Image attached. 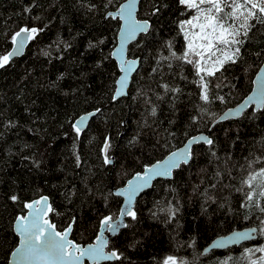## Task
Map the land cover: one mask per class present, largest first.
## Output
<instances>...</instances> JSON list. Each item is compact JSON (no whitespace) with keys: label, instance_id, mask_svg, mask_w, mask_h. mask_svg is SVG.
I'll return each instance as SVG.
<instances>
[{"label":"trees","instance_id":"trees-1","mask_svg":"<svg viewBox=\"0 0 264 264\" xmlns=\"http://www.w3.org/2000/svg\"><path fill=\"white\" fill-rule=\"evenodd\" d=\"M124 1L0 0V55L21 27L43 29L0 68V264L17 244L12 224L26 202L46 195L56 229L74 221L71 239L90 243L103 217H117L121 199L113 189L201 132L212 144L194 146L171 180H156L139 196L136 219L127 218L129 226L108 242L120 259L102 264H164L168 257L177 264H249L246 251L264 246V213L242 207L249 191L242 181L264 167V108L211 125L250 92L264 62V25L249 32L235 65L206 77L205 103L194 66L171 58L186 50L180 25L194 12L179 0H140L137 17L150 29L127 51L139 58V70L128 96L113 100L119 72L110 53L119 22L107 14ZM90 112L77 134L74 120ZM106 141L113 165L104 162ZM252 226L254 241L203 254L214 238ZM262 255L253 251L251 259Z\"/></svg>","mask_w":264,"mask_h":264},{"label":"snow or ice","instance_id":"snow-or-ice-1","mask_svg":"<svg viewBox=\"0 0 264 264\" xmlns=\"http://www.w3.org/2000/svg\"><path fill=\"white\" fill-rule=\"evenodd\" d=\"M179 3L187 9L195 10L196 14L180 25L186 41V50L178 57L172 53L171 58L183 60L194 66L196 74L200 78V99L209 103L206 77H213L217 72L223 70L226 64L235 65L240 60L241 48L248 38L249 32L256 24L264 25V0H179ZM133 7L134 4L130 3L121 12V18L125 20L123 42L132 39L138 32H147L149 28L147 21L139 22L133 18ZM41 31L43 29L36 27H21L16 31L11 37L15 51L0 55V68L5 67L13 55L22 52L25 44L34 40ZM123 42L120 53L123 52ZM164 59H169V57H164ZM134 63V61H122L121 70L125 75L119 81L121 87L117 90L118 94H123L127 74L132 71ZM162 87L165 91H174L169 89L166 84ZM254 91L256 94L249 97V100L256 103L257 108H264V77L260 78ZM218 99L223 101V97H218ZM152 114L155 115V109L152 110ZM84 120L85 118L81 117L78 123L73 125L77 134L80 133L79 125H82ZM201 139L204 143L212 144L210 139ZM199 142L196 138H192L183 149L173 152L171 158L153 164L143 173H136L133 180L128 181L127 189L118 193V195L126 196L128 204V207L121 210V215L135 220L136 213L131 209L133 198L143 189L150 187L152 179L156 177L171 178L173 169L180 167L181 164H188L192 159V144ZM107 147L106 141L105 149ZM261 159L257 158L256 161L249 162L248 167L251 168L252 163H259ZM104 162L105 164L111 163L107 156ZM242 185L249 189L245 194L246 199L242 207L254 206L264 213V206H262V201H264V167L249 171L242 181ZM11 199L15 201L17 197L12 196ZM25 207L31 210L29 215L17 217L15 225V230L21 238L20 247L14 253L17 257V264H82L85 257L93 261L94 264H98L101 260L120 259V255L116 251L107 253L104 251L108 243L104 233L115 235L120 228H127L129 225L122 220L114 221L112 216L103 217L99 222L103 231L96 237L97 243L81 247L68 238L72 230L71 225L61 232L56 231V226L49 222L47 216L53 209L47 204V197L27 203ZM261 223L264 224V220ZM255 232L256 229L237 233L232 238V242L252 239ZM260 232L264 234V227L260 228ZM214 246L223 247L224 242L221 241ZM253 251L264 253V246L255 250H247L243 259L248 260L249 264H264V255L260 256L258 261L251 259ZM229 260L222 261L221 264H229ZM164 264H177V261L174 257H168Z\"/></svg>","mask_w":264,"mask_h":264},{"label":"water","instance_id":"water-1","mask_svg":"<svg viewBox=\"0 0 264 264\" xmlns=\"http://www.w3.org/2000/svg\"><path fill=\"white\" fill-rule=\"evenodd\" d=\"M130 3H133L134 4V7L132 9V16H133V18L136 21H139V22L145 21V20H140L137 17L140 0H125L114 11H111V12H109L107 14V17H111L113 20H118V22H119L118 30H117L116 37H115V45H114V47H113V49H112V51L110 53V57L116 63L117 69H118V72H119L118 77H117V79L115 81V90H114L113 97H112L113 100H117L119 98L128 96L132 79H133V77L136 75V73L139 70V58H128L127 51H128L129 46L133 42H135L138 39V37H140L141 35H146L148 33L149 29H150V23L147 21L148 22V25H149V28H148L147 32H138L135 35V37H133L132 39L128 40L127 42H123L122 41L123 29L125 27V20L121 18V12L123 11V8L126 7L127 5H129ZM122 42H123V52L120 53V47H121ZM28 43H29V41L25 44L22 52L13 55V57L10 60H13V59H16V58L21 57L24 54L25 49H26ZM14 51H15V47L12 45L11 48H10V50H9V52H14ZM122 61H127V62H133L134 61L135 63L133 65V67H132V71L127 74V81H126V84L123 87V94H118V91L117 90L120 89V87H121L119 81H120L121 77H123L125 75V73L121 70V63H122ZM262 77H264V62L260 65L259 69L257 70L256 74L254 75V77L252 79V88H251V91L248 93V95L245 98H243L237 105H235L233 107H229L226 110H224L214 120V122L212 123L211 126H213L214 124L219 123V122H224V121H228V120H236V119H239V118H241L243 116V114L246 111H249L250 109H252L253 112L260 111L262 108H257L256 103L251 102L249 100V97H252V96H254L256 94L255 91H254V89L257 88V84H258L260 78H262ZM254 82H257V83H254ZM95 113L96 112H90V113L83 114V115H81L79 118H77L75 120L74 124H77L81 117H84L85 118L84 123L82 125H79L81 127V131L80 132H83L86 129V127H87L90 119L95 115ZM192 138H196V140L200 141L199 143L192 144V149H193L194 146L199 145V144L209 145L207 143H204L203 140L201 139V138L210 139L205 133L201 132V133L194 134V135L190 136L181 147H179V148H177V149L169 152L162 159L157 160L156 162H154V163H152L150 165L144 166L140 172H136V173H143L146 168L151 167L153 164H156L157 162H163V161H166L167 159L171 158V154L173 152H178L179 150L183 149L189 143V141ZM107 152H108V147H107V149H105V146H104V148L102 150V155H103L104 159L107 156L109 158V160L111 161V163H108V164L113 165L114 164V158L112 156L109 157L108 154H107ZM182 165H187V164H181L180 167ZM180 167H178L176 169H173L171 178H168V177H156V178L152 179L151 182H150V187H147V188L143 189V191L139 192L133 198V201H132V204H131L132 211H134V205L136 203V200L139 198V196L142 193H144L145 191L149 190L152 187L153 183L156 180H171L174 171L178 170ZM136 173H134L128 180H126V182L122 186L117 187L116 189H113V191H112V194L114 196H116V197H118V198L121 199V204H120V207H119V212L117 214V217L114 219V221L122 220L126 224V219L127 218H131V217H128V216H122L121 215V210L124 209V208H126V207H128V204H127V198H126V196L118 195V193L121 192V191H123V190H126L127 189V187H128V181L129 180H133V178L135 177ZM42 197H47V196L46 195L40 196L39 198L34 199V200L30 201V202H26L25 204L32 203V202H34L36 200L41 199ZM25 204H24V210H25L24 214L23 215H18L17 217L29 215V213H30L31 210L28 209V208H26L25 207ZM47 204L50 205V200H49L48 197H47ZM41 206L43 207V205H41ZM49 214L47 216V219L49 220L50 223H52L50 221V219H49ZM16 218L13 221L12 229H13V233L17 237V244H16L15 248L12 250V252L10 253V255L8 257L7 264H17V257L14 255V253L16 252V249L20 247V239L21 238H20L19 234L17 233V231L15 230V225H16V222H17V219ZM69 225H71V229H72L73 221ZM69 225L66 228H64L61 232H63L64 230H66L69 227ZM122 229H123V227L120 228L119 231L115 235H113L111 233L105 232L104 233L105 238L109 242V239H111L114 236H116L120 232V230H122ZM252 229H256V232L253 233L254 238H252V239H246V240L238 241V242H232V238L235 236V234L240 233V232H248V231H250ZM56 231H58V230L56 229ZM102 231H103V229L101 228L100 223H99V228H98L97 234H96L95 238L93 239V241L90 242V243L78 244V245H80L81 247H87L90 244L97 243L96 237ZM71 233H72V230H71V232H70V234L68 236V238L70 240H72L71 239ZM257 234H258V230H257L256 227H253V226L252 227H246V228H242V229L233 230V231L229 232L228 234L223 235V236H220V237L216 238L215 240H213L210 244H208L205 247V249L203 251V254H207V253H209L210 251H213V250H225V249L231 248V247H239V246H241L244 243H249L251 241H254L257 238ZM221 241L224 242V246L223 247H215L214 246V245L220 243ZM107 248H108V243H107L106 248L104 249V251L106 253L107 252H110V251H106ZM113 261H115V260H101V261L98 262V264H102V263H106V262H113ZM82 264H94V262L88 260L87 257H85L84 260L82 261Z\"/></svg>","mask_w":264,"mask_h":264},{"label":"bare ground","instance_id":"bare-ground-1","mask_svg":"<svg viewBox=\"0 0 264 264\" xmlns=\"http://www.w3.org/2000/svg\"><path fill=\"white\" fill-rule=\"evenodd\" d=\"M250 91H251V90H250ZM247 95H248V94H247ZM247 95H246V96H247ZM246 96H245V97H246ZM112 97H113V95H112ZM245 97H244V98H245ZM261 110H262V109H261ZM79 117H80V116H79ZM79 117H78V118H79ZM76 119H77V118H76ZM76 119H75V120H76ZM75 120H74V122H75ZM73 125H74V123H73ZM219 237H220V236H219ZM216 238H218V237H216ZM216 238H214L213 240H215ZM213 240H212V241H213ZM212 241H211V242H212ZM211 242H210V243H211ZM210 243H209V244H210ZM231 248H232V247H231ZM227 249H229V248H227ZM225 250H226V249H225Z\"/></svg>","mask_w":264,"mask_h":264},{"label":"rangeland","instance_id":"rangeland-1","mask_svg":"<svg viewBox=\"0 0 264 264\" xmlns=\"http://www.w3.org/2000/svg\"><path fill=\"white\" fill-rule=\"evenodd\" d=\"M191 11H193V12H194V15L196 14L195 10H191ZM194 15H193V16H194ZM191 18H192V17H191ZM191 18H189V19H191ZM257 261H258V260H257Z\"/></svg>","mask_w":264,"mask_h":264},{"label":"flooded vegetation","instance_id":"flooded-vegetation-1","mask_svg":"<svg viewBox=\"0 0 264 264\" xmlns=\"http://www.w3.org/2000/svg\"><path fill=\"white\" fill-rule=\"evenodd\" d=\"M106 251H109V250L106 249Z\"/></svg>","mask_w":264,"mask_h":264}]
</instances>
